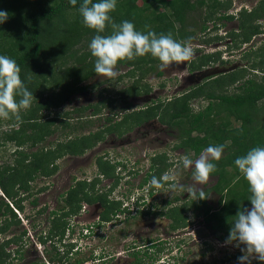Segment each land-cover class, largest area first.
<instances>
[{"label": "trees", "instance_id": "obj_1", "mask_svg": "<svg viewBox=\"0 0 264 264\" xmlns=\"http://www.w3.org/2000/svg\"><path fill=\"white\" fill-rule=\"evenodd\" d=\"M82 2L83 0H77L76 6H73L69 0H24L17 9L18 15H16L13 7L6 9L10 2L1 0L0 11H6L8 19L0 24V55L14 59L20 66L21 79L32 92L33 101L28 110L20 112L19 120L14 116L9 118L8 124L11 125V129L2 137L4 143L13 144L15 162L0 167V191L3 192V195L0 194V232H6L13 224L20 223L14 208L23 210V200L29 196L27 194L24 198H19L21 189L24 192L30 191L32 189L30 183L36 178L55 174L58 170L56 164L58 159L67 154H83L103 138L106 131L115 129L117 132H122L121 127L127 130L137 124L158 118L178 130L176 147L186 149L195 157L210 145H224L221 158L212 161L216 165V170L210 174L218 176L214 189L220 194V207L212 208L204 191L205 199H199L198 191L197 199L173 206L161 214L171 218V229L177 230L189 224L186 210L194 206L196 215L203 216L204 222L212 230L225 231L227 236L222 234L220 238L227 239L231 222L237 213L242 208H251V202L248 200L249 185L236 167L235 160L253 147H264V120H262L264 119V76L261 81L248 78L234 91L228 90L247 76V67H239L212 77L166 102L155 101L151 105L134 110L130 106L126 107L125 109L128 110L122 114L121 120L106 129L76 135L66 141H59L55 146L44 145L32 153L25 151L24 147L46 142L49 136L58 131V118L69 115L68 111L55 116L45 115L43 112L59 108L71 101L75 94L87 90L88 86L83 85V82L96 75L95 58L91 55L89 43L97 34L110 35L112 28L106 25L103 33L87 28L79 13ZM231 6V0H117V7L110 16L117 24L128 20L135 25L137 31L146 33L150 29L157 35L171 32L176 40L181 41L188 37L194 39L200 32H205L209 20L234 19L235 16L232 14L220 13ZM159 10L162 11L158 13ZM199 11L203 16L196 21L195 14ZM189 18L195 19L194 23H188ZM261 18H264V0H260L252 11L248 12L245 9L241 12L239 31L232 29L228 32V37L232 40L229 48L230 46L232 50L239 48L243 43H248L255 34L262 33L260 25L256 23ZM201 19H203L202 23ZM221 39L222 37L217 36L205 41ZM82 46L88 50L80 52ZM221 55V52L198 55L191 61L190 70H200L212 62L220 61ZM247 57L251 60L252 68L264 69V45L259 50L252 51ZM158 64L160 61L150 54L132 60L118 61L116 67H131L125 76L136 78L130 87L120 91L121 97L150 91L151 87L142 85L140 79L143 78V74L156 69ZM157 74L162 75V71H157ZM125 76L121 75L119 78ZM200 97L207 99L208 104L195 111L192 100ZM106 100L102 104L114 102L112 99ZM260 102L263 105L259 107ZM102 104L90 105L94 110L93 115L99 114L98 112L103 108ZM88 108L89 106H84L77 108L76 111L82 113ZM260 119L262 121L259 126L255 121ZM237 121L241 123L234 124ZM61 126L73 128L72 130L77 128L75 125L71 126L67 120L61 121ZM166 160L165 153L155 155L152 158L150 170L152 172L148 173L144 182H149L153 176L161 178L163 170L168 166V163L163 164ZM117 163L99 158V175L97 174L90 181L87 179L79 181L69 190L66 196V206L69 209L53 218L49 236L51 233L54 235L65 233L68 221L64 217L78 213L83 201L100 203L105 208L102 215L104 219L108 220L117 213L123 201L110 197L118 182L115 181ZM102 178H113L115 184L99 189L97 185ZM153 189L154 187H150V194ZM138 202L139 199L135 201L136 204ZM32 203L36 204V201ZM153 240L155 239L147 241L152 243V250L144 254L140 251L134 252L136 258L132 264H155L157 254L164 249V246L161 241L153 243ZM17 241L18 238H10L1 244L0 264H9L8 258L11 253L6 251V246ZM252 264H264V262L256 259Z\"/></svg>", "mask_w": 264, "mask_h": 264}, {"label": "rangeland", "instance_id": "obj_2", "mask_svg": "<svg viewBox=\"0 0 264 264\" xmlns=\"http://www.w3.org/2000/svg\"><path fill=\"white\" fill-rule=\"evenodd\" d=\"M6 1L10 2L6 6V9L13 7L15 14L18 15L17 9L21 7V3L23 4L24 0ZM259 2L260 0H231L232 6L230 7V11H234L232 13L235 14V18L232 20L223 19L218 23L211 20L207 22L206 25L209 29L204 33L200 32L197 37L192 40L194 49L192 58L180 62L179 64L173 63L163 69L160 67V64H158L156 69L143 74L144 76L140 79V83L151 87V90L148 92L144 91L138 95H129L125 98L121 97L122 94L120 91L130 87L135 81L134 79H136L134 77L125 76L127 71L131 68L126 66L116 67L115 71L117 74L113 77L96 74L92 78L85 80L83 85L88 86L87 90L75 94L71 101L66 102L61 107L54 108L50 110V112H43V114H49L51 116H55L56 114L62 115L67 111L69 112V115L66 117L58 118V131L49 136L44 143H40L37 146L24 147L25 151H27V153H32L44 145L55 146L59 141H66L70 137L101 129L106 127V118L112 116L114 113H118L117 111L120 112L129 106L134 110L151 105L155 101H169L175 96H179L186 92L189 88L203 83L208 78L214 77L220 73L230 72L239 67H247V76L241 79L237 84L231 86L228 89L229 91L237 89V87L248 78H256L261 81L264 76V69L252 68L251 60L247 56L252 51L259 50L263 47V34L258 33L254 35L248 43H243L239 48L236 47L232 50L231 46L230 48L227 46L228 51L225 45L227 43L232 44L230 37L224 39L223 44L221 41L205 45V43H207L205 40H210L216 34L226 35V32L232 29L239 31L238 13L244 8L247 10L253 9ZM160 11L162 10H159L158 13H160ZM220 13H224V11H220ZM202 16V12L199 11L196 13V21H199ZM195 19L192 20L189 18L188 23H194ZM200 21L202 23L203 19ZM256 23L260 25V31H264V18H261ZM218 25H222L219 31L217 30ZM216 27L217 29H215ZM213 45H218L219 48L223 49L226 52L223 54L224 59L228 60H225L224 63H219V61L212 62V64L206 65L200 70L191 71L189 67L190 61L194 60L198 55H201V53L213 52ZM197 47H203L201 48L203 50L196 51L195 48ZM86 49L85 46H82L80 52H85ZM157 71H162V75H158ZM121 75L125 77L120 79L119 77ZM138 77H140V75ZM108 98L114 100V102L108 104V102H106L109 100ZM104 100H106V103L102 104ZM95 104L103 105L102 110L98 112L99 114L97 115H93L94 110L91 107ZM207 104L208 100L203 97L192 100V106L195 111L204 108ZM262 105L263 103L260 102L259 107ZM84 106H89V108L82 111V113H77L76 109ZM119 116L121 117V114ZM115 119H117V117H115ZM8 120L9 118H0V167L15 162L13 144L11 142L4 143L2 141L4 133L11 129ZM65 120L69 121L71 126L75 125L77 128L72 130L73 128L70 127H62L61 121ZM262 120H256L255 123L260 126ZM160 123L161 122L157 119H151L142 125L136 126L130 135L123 133L122 136H120L115 129L111 132H106L105 138L97 144L95 149L88 148L83 154H79V156L77 154H67L57 160L56 164H58V170L55 174L49 177L36 178L33 186H31L32 194H29L23 201L24 210L20 211L14 208V211L18 213L20 223L13 224L9 228L8 234H5L7 237H19L18 241L22 245L21 253L24 259L33 260L35 257L39 259V256L45 253V247H49V249L52 248L54 251H60L59 246L58 249H56V245L54 244L61 241L59 237H55L52 242L48 238L49 243L44 245L39 242L37 236L41 234L46 235L45 231L49 229L50 211L63 204V202H61L62 191L67 189L70 182L74 183L73 180L76 175L85 177L89 180L93 179L97 174L99 175L95 163L96 160L94 159L96 157L95 153H106L108 159L115 163L118 162L115 172V181L118 182L114 186L111 196L121 199L124 203L122 209L130 210L131 215L130 218L127 219L128 215L119 212L118 217L116 216L114 220L104 224L100 229L94 226L95 221L99 219L100 207L91 208L90 211L86 213L75 217L73 216L74 219L72 218L71 220L73 224L86 225L84 231L74 229L70 234L74 235V239L80 243L81 254H78L76 256L77 258L80 256V259H84L86 262H90V264H132L134 256L129 254V252H126L122 256L118 255L120 257L118 258L117 254L120 252L122 253V251H120L122 246L128 248L129 246L136 245L137 247H144L148 239H164L161 240L164 249L157 254L155 264H160L162 262L166 264H239L238 255H242V253L240 249L235 246V242H233V244H225L226 239L222 240L220 237L222 234L227 236V233L223 230H212L209 225L204 222L203 216L196 215L197 213L194 211V206L186 210L189 224L178 230L171 229L172 220L166 216L154 215L153 213L146 215L141 214L140 210L147 209L149 206H157L162 209L163 207H169L167 201L174 197H178L180 200H178L177 203L180 202L181 204L190 202L192 199H197L196 196L193 197L187 193L186 189L188 187H194L197 192L209 189L208 204L215 209L220 207V194L211 189L218 181V176L210 175L206 184H197L192 179V169L183 168L181 157L189 155L195 160L199 156L195 157L193 153L187 152L184 148H176L175 145L178 142L177 134H179L178 130ZM240 123V121L234 122L236 125ZM17 127L18 125L16 128ZM128 136H133L136 140V144L133 143L131 141L132 138ZM161 153H166L167 158L163 164L165 165L168 163V166L165 167L161 175L163 176L167 173L172 179L164 181L163 187L155 189L151 196L148 191L150 187H147L149 182H144V180L149 175L148 170L151 166V156ZM46 183H51L52 187L50 189L47 188L48 186H45ZM171 183L181 185L185 190L181 191L177 189L175 193H172L169 191V185ZM113 184L115 183L112 178H102L97 188H108ZM42 187H46L47 189L42 191L40 190ZM0 194L3 195L2 190ZM5 199L10 202L9 199ZM137 199H139V202L136 204L134 201ZM32 201H36V204H33ZM12 205L15 207L13 203ZM126 205H128V207ZM40 209H44V211L39 212ZM158 220L159 223H157ZM66 234H68V232ZM3 236L4 235H2V237ZM19 242L11 246L9 245L6 250L10 251L12 254L14 250L19 247ZM61 246L62 242L60 244V247ZM241 247L244 246L241 245ZM145 249L146 248H143L142 250ZM110 253L111 256H109ZM97 258L98 261H96ZM44 260L46 261V259ZM255 260V258H251V264ZM47 264L49 263L47 262Z\"/></svg>", "mask_w": 264, "mask_h": 264}, {"label": "clouds", "instance_id": "obj_3", "mask_svg": "<svg viewBox=\"0 0 264 264\" xmlns=\"http://www.w3.org/2000/svg\"><path fill=\"white\" fill-rule=\"evenodd\" d=\"M69 2L73 6L77 4V0H69ZM116 7L117 0H99L96 3L93 0H83L79 7L83 24L87 28L95 30L97 33H103L106 25H110L112 28L110 35L97 34L89 43L91 55L95 58L94 70L97 75L113 77L117 74L115 68L118 61L132 60L146 54L157 58L162 69L193 57L192 37L178 41L171 32L157 35L155 31L150 29L146 33L137 31L135 25L128 20L117 24L110 16ZM7 19L8 13L0 11V24ZM211 21L218 23L220 19H212ZM221 27L222 25H218V29L217 27L215 29L219 31ZM217 36L222 37V39L212 40L205 45H210L209 43L214 41H222L223 44L224 39L228 38V32L226 35L216 34L213 38ZM229 45V43L225 45L226 50ZM201 48L203 47H197L195 50H203ZM212 51L214 53H226L219 47ZM20 74L21 68L14 59L0 55V118L8 119L14 116L19 120L20 112L31 107L33 94L26 87ZM223 151L224 145L222 144L210 145L195 160L189 155H184L181 157V163L184 169H192V179L197 184L203 185L208 182L210 174L216 170V165L212 161H218ZM235 165L248 182L250 192L248 200L251 202V208H242L234 217L225 244L235 242V246L240 249L242 255L238 257L239 264H251V258L264 262V147L251 148L245 155L235 160ZM171 179L172 177L167 173L161 178L153 176L147 187L160 189L163 187L164 181ZM177 189L185 190L183 186L176 183L169 185L170 192L175 193ZM186 191L190 196H197L194 187H188ZM198 196L199 199H205V193L202 190L199 191Z\"/></svg>", "mask_w": 264, "mask_h": 264}, {"label": "flooded vegetation", "instance_id": "obj_4", "mask_svg": "<svg viewBox=\"0 0 264 264\" xmlns=\"http://www.w3.org/2000/svg\"><path fill=\"white\" fill-rule=\"evenodd\" d=\"M257 5V4H256ZM243 10H245V8L244 9H242L239 13H238V15L237 16H241V12L243 11ZM247 10V9H246ZM224 11V13H228V14H232V15H235V14H233L232 12H234V11H230V8L228 9V10H223ZM229 11H230V13H229ZM248 12H250V11H252V9L251 10H247ZM238 17V18H239ZM235 18V17H234ZM228 20H232V19H228ZM239 23V22H238ZM238 26H239V24H238ZM261 34H263L264 35V31L261 33ZM256 35V34H255ZM214 42H221V41H214ZM209 44H212V43H209ZM244 44H246V43H244ZM214 46V45H213ZM216 48H218V45L217 46H214L212 49H216ZM212 53H214V52H212ZM224 53H222V55H221V59H220V61H219V63H224L225 62V60H228V59H224V55H223ZM191 62V61H190ZM218 75H220V74H218ZM218 75H216V76H214V77H217ZM208 80V79H207ZM205 82V81H204ZM131 108V107H130ZM132 109V108H131ZM127 110H128V108H127ZM126 109H123L122 111H118V113H114L112 116H110V117H107L106 119V127H103V128H101V129H98V130H95V131H90V132H98L99 130H102V129H106V128H108V127H110L111 125H114L117 121H119V120H121V118H122V114H124V112H126L127 111ZM121 114V117L119 116V115ZM115 117H117V119H115ZM119 118V119H118ZM154 119H157V120H159L158 118H154ZM148 121H150V120H148ZM148 121H146V122H148ZM159 122H161L160 120H159ZM143 123H145V122H143ZM143 123H140V124H137L136 126H138V125H142ZM160 124H165V123H163V122H161ZM165 125H167L168 127H170L168 124H165ZM135 126V127H136ZM135 127H133V128H131V129H127V130H125V129H121L120 128V130H123L122 132H119L118 131V135H120V136H122V134L123 133H127L128 135H130L131 133H132V131H133V129L135 128ZM172 128V127H171ZM90 132H88V133H84V134H89ZM106 132H111V131H106ZM106 132L104 133V135H103V138H101L93 147H91V149H95V147L97 146V144L99 143V142H101L104 138H105V134H106ZM83 134V135H84ZM178 135V134H177ZM129 138H132V142L133 143H135L136 144V140L133 138V136H128ZM177 141H178V139H177ZM175 147H176V145H175ZM176 148H181V147H176ZM95 153V152H94ZM161 154H163V153H161ZM166 154V153H165ZM70 155V154H69ZM95 155H96V157L94 158L95 160H96V166H97V169H98V160H99V158H103L104 160L105 159H108V156L106 155V153H104V154H99V153H95ZM155 155H157V154H153L152 156H151V165H152V158L155 156ZM79 156V155H78ZM110 160V159H109ZM111 161V160H110ZM113 162V161H112ZM150 170H151V166H150V168H149V173H151L150 172ZM57 172V171H56ZM52 176V175H51ZM162 176V175H161ZM47 177H49V176H47ZM86 178L85 177H81V176H79V175H76L75 177H74V180H73V182L74 183H71L70 182V184H69V186L67 187V189L66 190H64V191H62L63 193H61V202H63V204H62V206H60V207H57V208H55V209H53V210H51L50 211V214H49V227L48 228H50L51 227V225H52V222H53V218L56 216H60V215H62L64 212H66V211H68V209H69V207L68 206H66V196H67V194H68V192H69V190H71L72 188H74L76 185H77V183L79 182V181H82V180H85ZM108 179H111V178H108ZM113 179V178H112ZM87 180H89V179H87ZM91 180V179H90ZM89 180V181H90ZM114 180V179H113ZM35 181V180H34ZM34 181H32L30 184H31V186H33V184H34ZM217 183V182H216ZM45 186H48L47 188H51L52 187V185H51V183H46V185ZM32 188V187H31ZM44 188V189H43ZM46 187H42L40 190H45V189H47ZM105 188H107V187H105ZM156 188H154L153 190H152V194H150L151 196L153 195V193H154V190H155ZM213 191H215V192H217L215 189H214V186L211 188ZM39 190V191H40ZM32 189L30 190V191H25L24 192V190H22L21 189V192H20V194L18 195L19 196V198H24L25 196H27L26 194H32ZM149 191V193H150V189L148 190ZM205 193H206V195H207V201H208V194H209V189H206L205 191H204ZM218 193V192H217ZM22 195V196H21ZM219 195V194H218ZM24 196V197H23ZM110 197H111V194H110ZM114 197V196H113ZM115 199H119V198H117V197H115ZM25 200V199H24ZM23 200V201H24ZM178 200H180L178 197H174L173 199H170V200H168L167 201V204L169 205V207H167V208H165V207H163V209L162 208H159V207H157V206H155V207H153V206H149L147 209H141L140 211H141V214H143V215H146V214H151V213H153L154 215H162V216H166V217H168L166 214H161L162 212H167L168 210H169V208H171V207H173V206H176V205H181V203L179 202V203H177V201ZM122 205H124V203L122 202V204H121V208H119V210L117 211V213L113 216H111V218L110 219H104L103 218V212L105 211V208L100 204V203H98V202H96V203H88V202H85V201H83L82 202V205H81V208H80V210H79V212L78 213H76V214H74V215H68V216H66V217H64V219L65 220H67L68 221V226H67V228H66V231H65V233L64 234H55L54 235V233H51V235L49 236V234L48 233H50V229H48V231H45V233H46V235H44V234H41V235H38L37 236V239L39 240V242L41 243V244H48L49 243V241H48V238H49V240L52 242L53 240H54V238L55 237H59L60 238V242L58 243V242H56V243H54L56 246V249H58V246H59V248H60V251H58V250H56V251H54L52 248L51 249H49V247L48 248H46L45 247V253H42V255L41 256H39V259L37 258V257H35L33 260H26V259H24V256H23V254L21 253V248H22V245L20 244V242L19 241H17V242H19V247L17 248V249H15L14 250V252L10 255V257L8 258V262H9V264H47V262L48 263H54V264H74L75 262H79L81 259V257L79 256V258H77L76 256L78 255V254H81L80 253V243L78 242V241H76L75 239H74V235H70L71 234V232L74 230V229H76V230H80V231H84L85 230V226L86 225H76V224H73V221H71L72 220V218L74 219V217L75 216H79L80 214H83V213H86L87 211H90V209L91 208H97V207H100V215H99V219H97L96 221H95V223H94V226L96 227V228H98V229H100V228H102L103 226H104V224H106V223H108V222H110V221H112V220H114V218L117 216H119L118 214H119V212H123L125 215H128V218L127 219H129L130 218V215H131V211L130 210H127V209H122ZM127 207H128V205H126ZM24 210V209H23ZM23 210H20V211H23ZM41 211V209L39 210V212ZM74 216V217H73ZM169 218V217H168ZM171 219V218H170ZM172 220V219H171ZM0 221H1V215H0ZM72 222V223H71ZM78 223V222H77ZM0 226H1V223H0ZM69 227V228H68ZM81 228V229H80ZM9 230V229H8ZM8 230L6 231V232H3V233H1L0 232V239H1V241H0V246H1V244L2 243H4V241L6 240V239H12V238H19V237H16V236H6L5 234H8L7 232H8ZM178 230V229H177ZM68 232V234H66ZM78 232V231H77ZM95 232V231H94ZM2 235H4L3 237H2ZM23 235V234H22ZM65 235H67V236H65ZM48 237V238H47ZM68 237V238H67ZM67 239V240H66ZM43 240L44 241H46V242H43ZM66 240V241H65ZM161 240H164V239H155V240H153V243L155 242V243H157V242H159V241H161ZM147 241H149V239L147 240ZM146 241V243H145V245H144V247H137V245L136 246H129V248L128 247H124V246H122V248H120V251H122V253L120 252L119 254H117V256L119 255V256H122L123 254H125L126 252L128 253L129 252V254H132L133 256H134V260H135V255H134V252L135 251H140L141 253H145V252H147V251H149V250H152V248H151V242H147ZM17 242H11V243H9L7 246H6V248L10 245H13V244H17ZM61 242H62V246L60 247V244H61ZM159 244V243H158ZM163 244V243H162ZM143 248H146L145 250H142ZM13 250V249H12ZM7 251V250H6ZM10 252V251H9ZM42 252H44V251H42ZM11 253V252H10ZM109 256H111V253L109 254ZM118 256V258H120ZM44 259H46V261L44 260ZM54 260V261H53ZM100 260V259H99ZM96 261H98V258L96 259ZM78 264H90V262H86V260L84 261V259L80 262V263H78Z\"/></svg>", "mask_w": 264, "mask_h": 264}]
</instances>
